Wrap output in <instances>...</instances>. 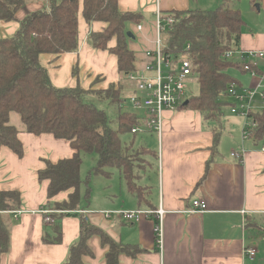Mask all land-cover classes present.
<instances>
[{"label":"crops","instance_id":"1","mask_svg":"<svg viewBox=\"0 0 264 264\" xmlns=\"http://www.w3.org/2000/svg\"><path fill=\"white\" fill-rule=\"evenodd\" d=\"M195 2L117 1L119 11L135 12L143 17V31L136 35L137 40L127 41L135 55V65H139L140 59L144 58L143 51L152 48L155 10L166 15L171 11L199 9H192ZM44 7L45 0H25L24 5L15 12L16 21L0 23V37L13 36L18 30V21ZM104 27L98 22L87 25L79 11L78 51L59 56H39L54 87L79 85L84 89L104 90L118 85L122 74L117 70L116 58L107 51L93 50L87 44L88 34L91 31L99 32ZM258 28L260 30L253 34H242L239 51H264V24ZM130 29L133 28L130 26ZM240 57V54H235L233 59L239 62ZM257 66L264 74V63L257 61ZM232 74L239 82V87L255 90L258 86L257 92L264 89L263 74L261 78H253L242 70ZM163 113L159 142L156 137L159 162L147 158L150 165L138 172V184L147 188L146 199L149 204L138 203L128 193L117 172L119 181L116 189H112V181H108L95 198L99 204H79V209L88 212L87 223L103 230L116 242L138 245L145 250L134 259L122 255L119 264H264V239L245 238L244 228L246 215H264L263 142L255 147L249 139L242 140L243 127L240 130L230 128L236 131L232 133L223 124L217 156L210 164L206 177L201 180L210 158L213 124L204 123L199 112L186 109ZM14 127L18 131L23 155L18 157L8 148L0 149V190L18 191L21 204L19 210L9 214L11 246L8 253H0V264H63L70 246L78 237L79 220L73 216L62 217L61 242L46 244L42 241L44 233L51 235L52 226L43 222L41 214L42 210L49 209L46 193L48 182H39L37 172L44 168L45 160L55 163L60 159H68L72 157L73 151L67 141L57 140L48 134H28L23 125L21 128ZM224 130L229 131V134H225ZM224 143L229 155L227 151H222ZM240 149L243 150L241 162L230 154ZM110 173L114 175L113 171ZM69 193L62 192L52 201L64 202ZM194 200H202L206 205L205 210L200 214L184 213L191 208ZM158 208L165 212L160 255L155 248L153 217H141L138 222L130 223L114 215L105 217L103 214L106 211H156ZM88 246L93 257H84L83 264H105L106 248L101 246L100 239L91 237ZM246 247L254 250L255 256L249 258L244 255Z\"/></svg>","mask_w":264,"mask_h":264},{"label":"trees","instance_id":"2","mask_svg":"<svg viewBox=\"0 0 264 264\" xmlns=\"http://www.w3.org/2000/svg\"><path fill=\"white\" fill-rule=\"evenodd\" d=\"M117 1L45 0L43 9L18 21V30L13 36L0 37V149L5 147L18 157L23 155L18 131L9 123L10 115L15 113L26 133L34 136L48 134L57 140L67 141L73 151L72 157L68 159H60L55 163L45 160L44 168L37 172L39 182H48L46 193L49 208L64 212L50 215L53 220L51 235L44 233L42 241L59 244L60 219L73 216L79 220L78 237L70 246L63 264H83L84 257H93L88 246L93 236L98 237L101 246L106 248L105 264H119L122 255L134 259L145 252L138 245L114 241L103 230L88 224L82 215L74 213L81 210V154L97 156L96 164L84 182L86 188L83 198L87 203L90 174L109 178L114 169L121 176L128 193L138 203L149 204L146 199L147 188L138 184V172L150 165L147 158L158 161V156L144 146L134 148L137 134H131V129L138 124V117L122 108L126 87L119 82L117 86L112 85L104 90L84 89L79 85L56 88L39 61V56L43 54L59 56L78 51V14L81 11L87 25L93 22L105 25L101 31L88 34V46L113 55L119 73L133 71L136 67L135 55L128 47L126 32L129 24H141L143 17L139 13L119 11ZM236 1L222 0L218 7L209 11L195 9L166 13L176 22L163 35L164 51L188 59L194 81L198 83L197 95L188 97V103L181 104L177 109L199 112L204 123L214 126L210 158L201 180L206 177L210 164L217 156L223 129L221 121L226 109L233 104L227 97L228 88L230 85L239 86L229 70H242L243 62L225 57L227 52L237 54L239 51L245 25L240 10L229 7L230 3ZM248 1L256 9V4L260 7L262 0ZM24 2L0 0V23L16 21L15 12ZM187 44L189 49L184 51ZM256 73L263 74L259 69H256ZM261 91L264 96V89ZM85 96L97 97L113 105L116 130L109 127L103 111L84 103ZM249 117L255 126L250 130L248 139L256 147L264 141V108L251 113ZM126 134L133 137L129 145L121 140V136ZM62 192H70L67 200L53 202L52 199ZM20 204L18 191L0 190V253L10 251L9 214L19 210ZM244 228L245 238L264 239V215H246Z\"/></svg>","mask_w":264,"mask_h":264},{"label":"built area","instance_id":"3","mask_svg":"<svg viewBox=\"0 0 264 264\" xmlns=\"http://www.w3.org/2000/svg\"><path fill=\"white\" fill-rule=\"evenodd\" d=\"M176 20L168 15H164L158 9L155 10V16L152 26H154V34L152 38V48L143 51V59H140V64L136 65L135 69L129 73L122 74V82L126 85V92H129V99L126 101L124 96L122 98V105L127 104L133 111H139L136 114L138 117V124L131 129V134L147 133L151 134L156 132L157 138L160 137L162 132L163 112L176 110L185 101V94L189 90L191 83L195 82L191 65L188 59L182 56H175L170 52H165V44L163 35ZM133 29L131 31L135 40L139 33L143 31V25L129 24ZM137 40V39H136ZM189 45L187 44L184 51H188ZM184 54V53H182ZM240 61H242V71L261 78V75L256 73L257 61L264 63V51L254 50L242 52L239 51ZM235 54L227 52L225 57L231 59ZM264 75V74H263ZM258 87V86H257ZM245 88L237 85H230L227 91V97L233 103L228 109L233 115L244 119V127L242 129V140H248L250 130L254 128V124L249 117L251 113H255L253 103L256 96H259L263 102L261 107L264 108V96L262 91ZM260 109V110H261ZM243 150L230 153L232 157L242 161ZM159 162V160H158ZM206 208L202 200H194L191 208L184 213L200 214ZM15 213V212H13ZM59 213L58 211H51L44 209L41 211L43 215V222L46 225H52L53 220L50 215ZM82 215L86 220L88 212L86 210H79L74 212ZM164 210L158 208L156 211L140 210V211H106L103 212L105 217L114 215L122 218L127 222L136 223L141 217H153L154 233H155V248L159 255L163 247V217ZM254 250L246 247L244 248V255L249 258L255 256Z\"/></svg>","mask_w":264,"mask_h":264},{"label":"rangeland","instance_id":"4","mask_svg":"<svg viewBox=\"0 0 264 264\" xmlns=\"http://www.w3.org/2000/svg\"><path fill=\"white\" fill-rule=\"evenodd\" d=\"M193 1H196V2L194 5V8L192 9L199 8L200 10H206V11L215 9L222 2V0H193ZM229 7L235 10L239 9L241 12V17L245 24L242 29V34L243 33L253 34L256 31L260 30L258 28L260 27V25L264 24V12H263L264 0L260 2L259 12L257 11V9H255L254 7L252 8L250 6L248 0H238L236 2H232L229 4ZM229 73L231 74V76H233L232 73H236V70L231 69L229 70ZM81 82H83V79L81 80ZM119 82L124 84V87H126L125 83L122 82L121 79ZM197 92H198V83H195V82L191 83L189 86V90L185 94V100L188 99V97L190 96H196ZM124 99L128 101L129 92L125 93ZM83 101L85 104L93 105L96 109L103 111L107 116L109 127L112 128L113 130L117 129L116 111L112 104H110L107 101H101L97 97H93V96H85L83 98ZM262 105H263V102L261 98L259 96H256L254 99V103H253L254 110L257 112L261 111L260 109ZM122 108L124 109V111H127V112H131L135 114L141 113L139 111L131 110L127 104L122 105ZM10 124L13 126L14 125L19 126V128L22 127V124L19 121V116L15 113L11 114ZM223 124L227 126V130H230L232 133H236L235 130H238V129L240 130L242 129V127H244L243 125L244 120L242 118H239L236 115H233L228 109H226L225 115L221 121L222 128L224 127ZM230 128H233L235 130H231ZM227 130H224L226 131L225 134H229V131ZM156 137H157L156 132H152L151 134L139 133L134 137V148H137L139 146H144L155 153L157 152L156 151L157 143L160 141V137L157 138L158 142L156 140ZM230 137L232 138L234 137V135H230ZM132 138L133 137L129 134L121 136L122 142H125L126 145L130 144V142L132 141ZM227 139H230V138H227ZM263 144H264V141H263ZM222 151L223 152L227 151L226 154L229 155V149L226 146V143H224ZM81 158H82V163L80 166V179H81L82 184L80 187V191H81L80 205L86 206L87 202L83 198V194L85 193V188H86L84 182L86 181L88 177L87 175L90 172V170L95 166L97 156L95 154H81ZM158 166H159V163H158ZM111 171L114 172V175L110 176L109 178H105L103 176H96L92 173L90 174L88 178V188H89V201L88 202H90V204L93 203L91 205L99 204V200L95 198L99 195L100 191H102L104 187L108 184V181L111 180L112 181L111 188L116 189L117 181H119L118 176L116 174L117 171L114 169ZM156 182H157V179L155 180V184ZM156 189H157V186H156ZM48 210H51V209L49 208ZM51 211H58V210H51ZM58 212L64 213L63 211H58Z\"/></svg>","mask_w":264,"mask_h":264},{"label":"water","instance_id":"5","mask_svg":"<svg viewBox=\"0 0 264 264\" xmlns=\"http://www.w3.org/2000/svg\"><path fill=\"white\" fill-rule=\"evenodd\" d=\"M256 9H258V11H260L258 4H256ZM126 37H127L128 39H130V40H133V39H134V36H133V34H132L131 31H127V32H126ZM187 103H188V101L186 100V101L183 103V105H185V104H187Z\"/></svg>","mask_w":264,"mask_h":264}]
</instances>
